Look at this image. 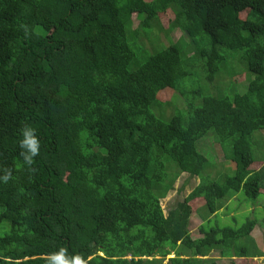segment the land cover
Returning a JSON list of instances; mask_svg holds the SVG:
<instances>
[{"label":"trees","instance_id":"1","mask_svg":"<svg viewBox=\"0 0 264 264\" xmlns=\"http://www.w3.org/2000/svg\"><path fill=\"white\" fill-rule=\"evenodd\" d=\"M153 29L185 35L167 47ZM242 75L246 93L229 95ZM165 90L183 103L168 120ZM24 124L40 139L35 172L20 156ZM261 131L264 0H0V166L14 169L0 182V264H45L61 247L88 264H218L204 259L216 248L233 264L264 257L258 220L204 224L242 191L258 206ZM183 174L199 184L166 214Z\"/></svg>","mask_w":264,"mask_h":264},{"label":"rangeland","instance_id":"2","mask_svg":"<svg viewBox=\"0 0 264 264\" xmlns=\"http://www.w3.org/2000/svg\"><path fill=\"white\" fill-rule=\"evenodd\" d=\"M170 15L167 14L164 16V23L166 24L167 27V23L168 20L170 19ZM138 21L137 19H135V25L134 28L137 26ZM149 34H152V36H154L155 38L158 36L161 39L162 44H164L165 46H170L172 43H177L180 38H184L185 33L182 32L179 29H176L175 31H173L172 33L169 34L168 37H166V35L159 31V29H156V31L151 30L150 32H148ZM142 35V42L144 43V46L152 51L153 50V40L152 37H144L143 36V32H141ZM153 37V38H154ZM187 41V40H186ZM233 54V53H232ZM231 54V56H232ZM227 58L230 61V65H234L235 62H238L239 58L237 57V61L235 60H231L229 56L226 54ZM231 66L229 67V69H231ZM193 71L197 72L199 76H201V73L196 70L193 69ZM224 78V77H223ZM252 79L255 78V76H251ZM248 80L246 78V75H242L239 83L236 85V83H233L232 86H230L227 91L230 93L229 95H234L235 93H240V94H245L247 89H248ZM188 83V87L192 89V86L189 82ZM228 86V82L226 83V87ZM173 93L177 94L176 92H172L170 90H165L164 92L159 94V98L162 102L164 103H168L171 102V104H167L166 106L167 109L165 111V107H163L162 109H160V112L158 115L162 116L164 119L168 120L170 119L175 113L178 112V108L182 107L183 103L182 101L179 99H175V97H173ZM174 94V95H175ZM170 105V106H169ZM176 107V108H175ZM154 113H156L158 111L157 108L153 109ZM255 135L258 136V139L255 141L254 147H253V151L254 154H257L259 152H262V154H257L256 157L257 158H261L264 157V139H261L262 137H264V132H256ZM215 140V139H214ZM201 146L204 147L203 151H206V148H208L207 146H210L208 148L209 151V155H207L205 152V154L207 156L210 157V159L213 160L214 163H216L217 165L220 166V168L222 167V165H227V161L222 158L223 155L221 154V149H219V147L216 145H209L208 141H203L201 143ZM262 146L263 150L260 148ZM234 164H229L228 166V172L229 174H233V170ZM199 181L197 179H189L187 174H183L181 175V177L178 179V181L176 182L175 185V189L168 195V197L164 200H162V207L165 211V213L167 214L168 211H170L171 209H173L174 207L177 206L178 203L183 202L184 199L198 186ZM184 185V186H183ZM238 196L235 198H230L228 200V198H226L225 200L223 199V208L219 211V213L212 217L211 220V224L208 223H204L205 225L207 224L208 226H214V225H219L220 227H225V226H230L233 228H237L240 227L241 225H243L247 220L249 219H256L258 220L259 224L258 226L255 228V230L252 232L251 236H253V238L256 240L254 241V245L256 247L257 250H259V248L264 252V194L260 196V198L258 199L257 203L258 206H256V208H254L253 202L246 199V195L243 193V191L239 194H237ZM241 196L243 198V200L238 199V197ZM254 209H257V212H252ZM202 219L198 216V215H193L192 216V221H191V225H190V229H191V233L193 235L194 238H199L202 237V235L199 233V226L202 224ZM257 242V243H256ZM258 244V246H257ZM219 248H216V250L209 256L206 257L204 259H214L218 261V264H233V261L229 260V259H220L219 260ZM190 255L188 252L183 253V256H188ZM171 258V257H170ZM238 263L237 264H264V257L263 258H253V259H236L235 261ZM166 263V262H165Z\"/></svg>","mask_w":264,"mask_h":264},{"label":"clouds","instance_id":"3","mask_svg":"<svg viewBox=\"0 0 264 264\" xmlns=\"http://www.w3.org/2000/svg\"><path fill=\"white\" fill-rule=\"evenodd\" d=\"M24 29L25 36L30 35L27 25H21ZM19 147L21 149L20 156L24 165L29 172H35V160L40 153V139L36 134V129L28 124L21 126ZM264 132V131H261ZM14 169L12 167L0 166V182L7 184L13 179ZM45 264H88V261L80 254L69 255L68 249L61 247L57 251L45 255Z\"/></svg>","mask_w":264,"mask_h":264},{"label":"crops","instance_id":"4","mask_svg":"<svg viewBox=\"0 0 264 264\" xmlns=\"http://www.w3.org/2000/svg\"><path fill=\"white\" fill-rule=\"evenodd\" d=\"M253 237V236H252ZM260 258H263V257H260ZM258 259V258H257Z\"/></svg>","mask_w":264,"mask_h":264}]
</instances>
